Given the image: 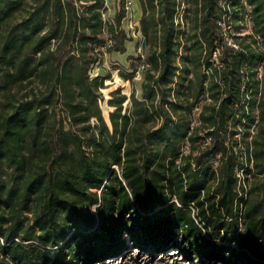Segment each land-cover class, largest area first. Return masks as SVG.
Returning <instances> with one entry per match:
<instances>
[{
  "label": "trees",
  "instance_id": "1",
  "mask_svg": "<svg viewBox=\"0 0 264 264\" xmlns=\"http://www.w3.org/2000/svg\"><path fill=\"white\" fill-rule=\"evenodd\" d=\"M126 2L0 0V264H264V0H139L141 96L106 121Z\"/></svg>",
  "mask_w": 264,
  "mask_h": 264
},
{
  "label": "rangeland",
  "instance_id": "2",
  "mask_svg": "<svg viewBox=\"0 0 264 264\" xmlns=\"http://www.w3.org/2000/svg\"><path fill=\"white\" fill-rule=\"evenodd\" d=\"M107 11L105 18L112 19L115 14L122 9V0H105ZM125 16L122 20V25L127 35L131 38L126 43L127 52L125 54L112 53L105 55L101 64L95 66L91 70V77L97 78L96 85L98 94H100V107L102 114L107 121L109 115L115 108L108 104L114 96L113 94L119 92L120 95H126L127 101L124 103V110L131 106V93L134 92L136 97L141 96V83L143 81L142 73L139 71L135 77L128 81L123 75H130L132 72L131 64L140 66V61L131 60L132 58L143 57L146 50H142V35L139 31V23L142 17V10L139 0H127L125 4ZM247 7V6H246ZM19 13H17V17ZM226 25L228 23L226 22ZM231 26V25H230ZM230 28V27H228ZM232 29V26H231ZM233 30V29H232ZM250 32L248 23L242 35ZM3 92H0V104L5 102V99L1 96ZM20 95V94H19ZM2 111V110H0ZM93 124L96 122L93 120ZM255 133V131H254ZM240 178H243L240 175ZM128 240V238L126 237ZM129 242V240H128ZM100 264H191L184 260L182 255L176 250H170L165 255L152 256L142 250L128 243V249L120 254L118 257L104 261Z\"/></svg>",
  "mask_w": 264,
  "mask_h": 264
},
{
  "label": "water",
  "instance_id": "3",
  "mask_svg": "<svg viewBox=\"0 0 264 264\" xmlns=\"http://www.w3.org/2000/svg\"><path fill=\"white\" fill-rule=\"evenodd\" d=\"M141 48H142V50H145V48H146V43H145V41H142Z\"/></svg>",
  "mask_w": 264,
  "mask_h": 264
}]
</instances>
